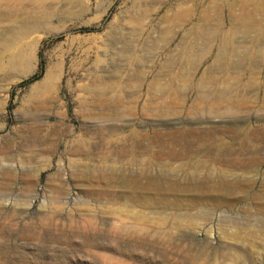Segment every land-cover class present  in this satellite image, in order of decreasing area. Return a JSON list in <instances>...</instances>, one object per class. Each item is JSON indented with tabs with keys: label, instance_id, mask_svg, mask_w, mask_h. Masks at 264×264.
Listing matches in <instances>:
<instances>
[{
	"label": "rangeland",
	"instance_id": "rangeland-1",
	"mask_svg": "<svg viewBox=\"0 0 264 264\" xmlns=\"http://www.w3.org/2000/svg\"><path fill=\"white\" fill-rule=\"evenodd\" d=\"M0 11V264H264V0Z\"/></svg>",
	"mask_w": 264,
	"mask_h": 264
},
{
	"label": "bare ground",
	"instance_id": "bare-ground-1",
	"mask_svg": "<svg viewBox=\"0 0 264 264\" xmlns=\"http://www.w3.org/2000/svg\"><path fill=\"white\" fill-rule=\"evenodd\" d=\"M42 1V0H41ZM32 14V13H31ZM47 15H49V13L46 12ZM45 15V14H44ZM1 17H7V14H5V12H1L0 11V18ZM46 17V15L44 16ZM40 18L36 15L33 16H29V22L25 23L23 22V24L16 29H12V37L14 38L13 41H5V39L3 40V42H0V48L4 49V48H11L16 42H19L21 40V38H25L27 37L31 32L37 30V24L39 23ZM5 41V42H4ZM15 42V43H14ZM37 44H26L23 46L19 47V50L15 53V55L9 60L8 66L16 69V70H21L23 69V67H27L28 65L31 64L32 61V52L35 48ZM57 69H55V67H50L47 71V74L45 76V78L43 79V81L36 85L33 88V91H38L39 87L41 88L43 87H48L53 80L55 79V75ZM254 161V159H253ZM232 161H230L229 159H226V163H231ZM245 165V164H244Z\"/></svg>",
	"mask_w": 264,
	"mask_h": 264
}]
</instances>
